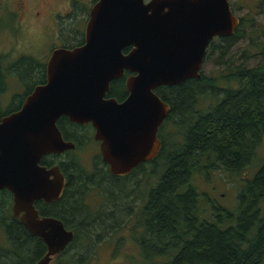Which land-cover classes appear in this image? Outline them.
Masks as SVG:
<instances>
[{
	"label": "water",
	"instance_id": "obj_1",
	"mask_svg": "<svg viewBox=\"0 0 264 264\" xmlns=\"http://www.w3.org/2000/svg\"><path fill=\"white\" fill-rule=\"evenodd\" d=\"M238 26L228 0H97L83 43L51 52L45 84L0 120V191L11 193L14 217L21 214L28 232L47 245L36 264H49L74 238L59 220L40 218L34 207L37 200L57 201L64 188L60 169L41 166L42 157L75 148L56 122L65 117L90 123L109 173L128 175L158 147L155 132L167 107L154 91L199 79L209 43L233 36ZM125 71L133 74L125 82L127 98L105 99L110 82ZM140 124L143 135L134 131Z\"/></svg>",
	"mask_w": 264,
	"mask_h": 264
},
{
	"label": "trees",
	"instance_id": "obj_2",
	"mask_svg": "<svg viewBox=\"0 0 264 264\" xmlns=\"http://www.w3.org/2000/svg\"><path fill=\"white\" fill-rule=\"evenodd\" d=\"M243 25V20L239 19L234 35L219 39L226 43L224 49L214 47L211 41L204 62L210 48L218 50L222 58L236 39L244 38ZM260 37L261 40L249 39L250 49L261 57L258 66L230 69L228 66L226 72L222 71L217 77H204L200 73L199 79L187 80L173 87H159L155 91L166 103L180 108L197 106L198 98H211L208 107L196 117V123L186 119L185 124L175 128L179 140L171 142L164 169L161 167L162 160L157 159L152 173H147L141 166L128 176L117 177L108 172L107 165L97 153L89 171L77 158L82 142L76 145L77 150L69 153L66 160H59L56 156L48 158L53 166L59 167L65 178L63 194L57 201L58 211H51L50 214L62 219L66 227L72 229L74 238L71 244H79L72 254L67 250L56 257L53 264H91L93 258L81 251L92 245L94 236L97 242L104 239L103 243L113 245V259L123 254L124 239L119 236L114 224H110L107 230L105 225L109 224L102 223L104 217H112V214L105 211L108 209L106 204L100 205L114 200L117 183L123 187V199L133 200L137 192L151 207L149 215L152 218L148 220L151 223L147 225L140 220L130 230V249L134 251L131 260L144 264H264V32ZM81 42L82 37H76L73 45L64 48L76 47ZM18 62L35 66L37 74L42 76L25 77L28 72L23 69H17L13 74L12 67ZM44 67V62L31 57H20L8 66V71H11L8 72L9 77L13 76L24 92L14 96L12 104L17 103L15 107L11 106L4 112L0 107V117L19 109L33 88L44 83ZM2 75L0 68V77ZM189 89L194 91L193 95L188 94ZM2 91L3 88L0 94ZM56 125L66 140L76 143L64 129V126L71 125L67 118L62 117ZM259 151L262 152L260 157ZM40 165L49 164L43 158ZM210 167L224 168L234 179H239L243 170L250 173L249 180L238 185L235 200L229 203L230 208L227 206L226 211L220 212L218 221L202 220L198 212L195 174ZM75 192L78 196L72 200L71 194ZM0 194L1 201L5 200V193ZM90 197L96 198L98 205H90ZM36 207L41 211L40 207ZM71 208L85 209L83 217H75L73 223L68 213ZM41 212L47 214L43 210ZM6 234L8 245L5 250L15 253H5L3 260L12 257L20 262L21 259L16 258L22 255L17 243ZM105 235L107 237L104 238ZM20 264L32 262L26 258Z\"/></svg>",
	"mask_w": 264,
	"mask_h": 264
},
{
	"label": "rangeland",
	"instance_id": "obj_3",
	"mask_svg": "<svg viewBox=\"0 0 264 264\" xmlns=\"http://www.w3.org/2000/svg\"><path fill=\"white\" fill-rule=\"evenodd\" d=\"M93 1L0 0V68L2 76L5 78L3 91L0 94V107L3 112L6 108L15 107L17 103L12 104L14 96L16 94L22 95L24 92V88L19 85L17 80L13 76L9 77L8 66L20 57H31L40 62H45L54 49L61 48L64 45H73L76 37H83L88 11L93 5ZM228 2L233 14L244 22L242 27L244 38L236 39L222 58L219 56L220 52L218 50L213 49L212 51L210 48L201 69L204 77H217L222 74V71L226 72L228 66L229 69L231 67L254 68L261 62V57L250 49L249 39L261 40L260 34L264 32V0H228ZM245 33L247 34L246 37ZM225 44L217 38L213 40L211 45L214 47L220 46L224 49ZM223 87H225V84ZM197 102V108L204 110L210 104L211 98L205 96L198 98ZM175 133L174 140L178 141V131L176 130ZM77 153L80 163L91 171L98 153L96 145L89 143ZM261 155L262 152L259 151V157ZM67 157L68 155L60 160H66ZM212 178L217 179L218 177L212 176ZM215 184L217 185V180ZM226 188L227 186L225 188L218 186L217 191L226 193ZM207 189L210 188H203L204 191L209 192ZM226 200H228V197L225 198L224 202L219 203L230 208L231 204L229 203L231 200ZM88 203L96 206L99 201L94 197H90ZM120 236L124 239V249L123 254L117 258L113 259L111 257L113 245L109 246L108 243H103L104 239L97 242L95 236L92 238V245L82 249L81 253L93 258L91 264H144L131 260L134 254V251L130 249V245H132L131 240H129L131 234L127 231L120 234ZM105 237L107 236L105 235ZM7 242L0 230V248L6 247L4 250L7 249ZM77 247H79V244H71L68 252L72 254ZM4 259L7 260H0V264H14L16 261L12 257Z\"/></svg>",
	"mask_w": 264,
	"mask_h": 264
},
{
	"label": "flooded vegetation",
	"instance_id": "obj_4",
	"mask_svg": "<svg viewBox=\"0 0 264 264\" xmlns=\"http://www.w3.org/2000/svg\"><path fill=\"white\" fill-rule=\"evenodd\" d=\"M148 1L149 0H145V2H148ZM87 18H88V15H87ZM86 21H87V19H86ZM214 39H217V38H214ZM82 43H83V37H82V42L77 46H80ZM65 46H67V45L62 46L61 48H64ZM129 51H130V48L125 49L124 54L128 53ZM47 59L45 60L44 65L46 64ZM13 63H12V65H13ZM17 69H20V70L23 69L25 72H28V73H25L26 74L25 77L35 78V77H38L40 75V74L39 75L37 74L35 66L28 65L26 62L15 63L14 67H12L13 74L16 73L15 70L17 71ZM44 69H45V67H44ZM9 72L11 73V71H9ZM131 75H133V74L129 73L128 71H125L124 75L122 77L118 78L117 80L110 82L108 91L106 92L104 98L105 99H114L118 103L123 102L128 96V93H127V90L125 87V82H126V79ZM40 76H42V75H40ZM44 79L45 80H44L43 84H45V81H46L45 71H44ZM3 80H5V78L3 76H1L0 77V90L4 86ZM187 80H196V79H187ZM187 80H185V81H187ZM115 82H118V83H116L114 85ZM40 85H42V84H40ZM178 85H180V84H178ZM173 86H177V85H173ZM173 86H167V87H173ZM161 87H164V86H161ZM155 91H154V93L156 94ZM188 94L193 95L194 91L189 89ZM159 99L161 100V102H163L166 105L167 108H166L165 116L162 118L160 124L156 128V132H155L156 140L155 141L157 142V145H158L156 152L149 160H147L145 162H141V164H139L133 170H131V172L128 175H130L133 171H135L137 168H140L141 166L143 167L142 169L145 170L147 173H152L153 172L152 170H154V161L157 159L162 160L161 167H162V169H164L166 166V163H167L166 160L169 159L170 144H171V142L175 141L174 140V136L176 134L175 128H177L178 126H182V124H185L184 122L186 121V119H189V121L190 120L195 121V123H196V121H197L196 117L198 118L200 116L201 110H199L196 105L187 106V108H180L176 105L172 106V105L166 103L160 97H159ZM22 103L20 104L19 109H20ZM10 105H11V103H10ZM19 109L15 110L13 112L18 111ZM6 110H8V109L6 108L5 111ZM3 117H5V116L0 117V120ZM139 117H140V115H139ZM63 118H65V117H63ZM139 121H141V119H139ZM142 122L143 121H141L140 123H142ZM70 124H71L70 126H68V125L64 126V129L67 132L66 133L67 136L69 138L73 139L76 143H74L73 141H70V140L69 141L66 140L67 138L64 137V135H62L63 133L61 132L59 127H57V128L59 129L63 140L67 141V142H72L75 145V148L73 150L65 151V152L60 153V154H49V155L42 157V159L44 158L47 161V163L49 164V165L44 166V167H46L48 169L53 167V162H51V160H49L48 158H52L53 156H56L57 159L60 160V159L64 158V156L68 155L69 153L76 151L77 150L76 145L80 144V142H82V146H81L82 149L84 147H86L89 143L96 145L98 155H100V151H99L100 142L94 140L95 130L93 129L91 124L88 123L85 125H77V124H73L71 122H70ZM140 126H142V127L139 130L136 128L134 131H138L140 134L143 135L145 132V130L143 128L144 125L140 124ZM173 129H174V131L171 132V130H173ZM78 151H80V150H78ZM100 158H101V155H100ZM63 160H65V159H63ZM108 172H109V170H108ZM128 175H126V176H128ZM195 175H196V179H195L196 180V188L198 191V203H197L198 204V212H199V215L201 216L199 218L202 220H207V221H218L220 212L227 210V208L224 206V204H221V203L224 202L225 198H227V197H228V200H232L231 203H233V201L235 200V197H236V191H237L238 185L244 184L250 178V176H249L250 173L248 170H246V171L243 170L241 173V177L239 179L238 178L234 179V177H232L231 174L228 173L226 169L219 168V167L204 168ZM212 176H217L218 178L213 179ZM63 177H64V175H63ZM118 177H122V176H118ZM216 180H217V185L220 188H223V187L225 188V186H227L226 193L225 192L219 193L217 191L218 186L215 184ZM64 187H65V178H64ZM205 187L210 188L209 190L207 189L209 192H206L203 190V188H205ZM63 191H64V188H63ZM63 191H62V194H63ZM1 192H4L5 193L4 195L6 196L5 200L1 201V199H0V230L3 232V238L7 239L6 233H8L9 236L12 238V240H14V242L17 243L19 252H21L22 255L20 256L21 258H19V256L18 257L15 256L16 258L21 259L20 262L15 261L16 264L22 263V261H25L26 258L30 259L32 264H36L42 258H44L45 255L47 254V252H48L47 245L43 242V240L41 238H39L37 236H33L28 232L27 228L22 224V222L20 220L21 214L19 215V217H14L13 210H12L13 200H12L11 193H9L6 189L1 190L0 193ZM62 194H61V196H62ZM135 194H136V196L133 200L123 199L122 198L123 187H122L121 183H117V187L115 189L114 200L102 202V204H100V205L106 204V208H108V209H106L105 211L108 214H112V217L110 215H108V216L103 218L104 220L102 223L109 224V225H105L107 230H109L108 228L110 227V224H114V226L117 229L119 236H120V234H122L123 232H127V231L129 234H131L130 230L134 226H136L138 223H140L141 221H145L147 225L149 223H151V222H148V220H150V218H152L151 215H149L150 214L149 210H151V207H148V202L142 200V198L140 196H138L139 194L137 192H135ZM77 196H78V194L76 192L71 194L72 200H74V198ZM228 200H226V201H228ZM57 201L45 203L43 200H37L34 202V207L37 210L40 218H54L56 220H59L63 224L65 230L72 231V229H70L69 227H66V225L62 221V219L56 218L50 214L51 211H55V212L58 211L57 207H56ZM219 202H221V203H219ZM84 205H85V203H84ZM36 206L40 207L41 211L43 210L47 214L44 215ZM98 211L99 210H97V212ZM99 212L104 213V211H102V210H100ZM68 213L71 214V221L73 223V219L76 220L78 217L79 218L83 217V215L85 213V209L71 208L70 210H68ZM74 214L77 216H74ZM75 217H76V219H75ZM111 219H113V220H111ZM9 227H11V230H9ZM125 228H127V229H125ZM140 230H142V228ZM139 232L141 234L143 233L142 231H139ZM38 244L40 245V247L38 246ZM70 245H71V243L68 246H66V248H64L59 254L55 255L54 257L52 255L49 264H53V260L56 257L60 256L62 253L66 252ZM4 248H6V247H4ZM4 248H2V249L0 248V260L3 259V255L5 253L7 254V252H10L12 255H14V253H15L13 250L6 251V250H4Z\"/></svg>",
	"mask_w": 264,
	"mask_h": 264
}]
</instances>
